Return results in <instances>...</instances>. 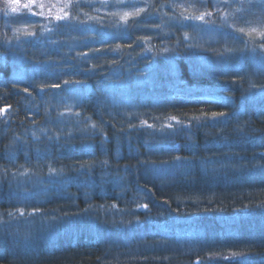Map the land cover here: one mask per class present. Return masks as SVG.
Segmentation results:
<instances>
[{"label": "trees", "instance_id": "1", "mask_svg": "<svg viewBox=\"0 0 264 264\" xmlns=\"http://www.w3.org/2000/svg\"><path fill=\"white\" fill-rule=\"evenodd\" d=\"M161 2L192 1L149 0L157 12L148 13L159 18L143 13L127 27L109 15L124 9L110 6V19L93 37L75 26L25 42L22 49L0 43V108L11 106L10 118H0V173L8 169L0 175V214L38 207L43 217L0 224V264H230L220 257L231 252H243L245 264H264V210L258 207L264 168L256 167L264 165V65L250 51L223 57L211 51L224 50L220 32H211L207 42L196 38L199 48L182 43L169 60L143 54L149 45L137 46L142 37L161 46L153 34L161 23L172 33L169 47L183 32L193 34L169 22L173 11ZM23 19L8 22L16 28ZM34 67L40 70L37 85L61 87L17 94L28 87ZM22 71L25 80L19 81ZM202 112L227 117L161 132L168 116L187 121ZM142 120L154 128H139ZM91 123L100 131L94 133ZM176 156L186 159L168 169L164 162L171 165ZM103 160L107 167L100 166ZM84 162L97 166L80 174ZM49 164L64 175L49 182ZM21 165L35 166L26 178L32 188H25L32 197H20V180L26 179L12 175ZM153 166L166 170L155 173Z\"/></svg>", "mask_w": 264, "mask_h": 264}, {"label": "snow or ice", "instance_id": "2", "mask_svg": "<svg viewBox=\"0 0 264 264\" xmlns=\"http://www.w3.org/2000/svg\"><path fill=\"white\" fill-rule=\"evenodd\" d=\"M197 2L201 5V9L196 8L195 2H187V3H172L168 5H161V8H169L173 11V15L168 17V21L172 24L180 28L190 27L193 29V34H189V32H183L181 37L176 38V43L174 46L169 47L166 43L167 37L171 36L172 33L167 31V26L163 23L156 26L157 30H154L153 34L161 39V46L155 47L151 45L150 41L152 39L149 37H142L140 43H138V47L143 46L144 44H148L149 46L145 48L143 54H147L148 52H152L154 57H161L164 60H169L172 57V54L177 51L180 45L183 43L186 49H194L199 48L200 45L197 43H193L194 40L201 33L204 32H220L225 41V47L223 51H219L217 49H211L218 56H225L228 53L232 52H252L253 54H258L260 56V62L264 65V0H214L213 9L214 11H209L207 9L205 0H197ZM6 4L5 14H8V9H10L11 13H26L25 21L20 27L12 28L10 24H5V27L8 28L12 32L11 38L4 33L0 35V43L5 45H12L16 43L17 45L22 44L24 42H29L33 40H39L41 37H44L45 34H52L54 32L60 31L62 29H71L75 26H84L90 23H95L97 25L106 26L102 17L99 15H91L89 13H82V5L80 0H76L73 3V0H26V2L21 3L20 0H4ZM100 3L103 7H115L117 9H131V11H116L111 12L109 15L118 16L121 21L124 22L125 27H127V22L130 18H133V23L137 24L134 18L139 17L141 13H147L149 17H152V13H148V9L151 8L153 12H157L155 4H144L141 6L139 3H136L135 0H116V3L109 5V0H100ZM235 5V7H234ZM87 6L90 8H94V10L99 13L100 9L95 8L94 3L89 2ZM179 9V11H177ZM224 9H229L230 11H224ZM219 14L220 23L217 24L216 20L213 18ZM81 15L84 16V19H81ZM41 17L45 21L40 24L39 33L37 34L35 25L40 23L39 21H33L31 17ZM159 18V14L156 17ZM51 25V27L49 26ZM119 26V25H118ZM170 26V25H169ZM229 37H231V46H229ZM50 43H57L54 40H50ZM107 43L108 41H103ZM238 44H243V48L238 47ZM155 48V51H154ZM101 49H94L93 52H100ZM113 53H118V49H110ZM87 56V54H84ZM38 68L31 69V77L27 79L28 87H24L22 89L17 90V94L29 93V87H39L40 91H44L46 87L59 88L61 85L59 83H53L48 85L47 83H43L40 85L36 84V77L39 73ZM25 80V73L22 71L19 77V81ZM18 81V82H19ZM80 83V81H69L64 80V85ZM235 83V81H233ZM255 83H250V89L256 88ZM31 94L29 93V96ZM10 105H6L0 108V116H3L4 120H8L10 118L11 113L9 112ZM264 114V113H262ZM63 115V113H61ZM75 115L79 116V113H75ZM220 117H227V113L225 112H211L209 117L208 113L202 112L200 116H192L191 119L185 121L180 120L177 116H168L165 118L166 123L161 124V132L165 129H172L173 132L176 131H186L189 130L193 122L197 126H207L208 121H216ZM156 120H160L159 117L154 118ZM174 122V123H173ZM131 127H137L132 125ZM139 128H154L153 124H149L147 120H142L140 122ZM90 128L94 133L99 132L100 130L97 128L95 123L90 124ZM43 131V130H42ZM32 137L34 140H39V136L36 135L35 132L32 133ZM51 140L52 138L49 137ZM57 139L59 137L57 136ZM182 158L180 156H176L171 165H168L167 162H164V165L170 169L175 167L176 161H181ZM26 160L30 163V158L26 156ZM10 163H14V156L10 154ZM101 167H107L109 162L107 160L100 161ZM144 163V162H141ZM96 163H81L79 169L77 171L80 174H84L85 172L91 173V171L96 167ZM33 167H26L25 165H21L17 168L16 173L12 175L29 177L33 174ZM48 176L50 178L49 182H53L52 178H60L64 175V169H57L53 167L51 164L48 166ZM256 167L264 168V165H257ZM155 173H159L161 171L166 170L164 167L156 168L153 166L151 169ZM8 174V169H3V172L0 175L6 176ZM140 208L147 209V204L139 205ZM262 210H264V202L258 205ZM36 217L41 216V209L38 207L32 208L31 212H25L24 208H16L15 211H8L6 213L0 214V224H8L11 223L13 219L19 218H27V217ZM7 217V219H5ZM43 218V217H42ZM55 219V218H53ZM24 238L28 239L29 234L24 233ZM213 258L212 256L209 257ZM220 258L229 260L230 264H245V260L247 259L246 255L243 252H231L230 256H221ZM145 259H147L145 257ZM167 259V258H165ZM199 264V261H197Z\"/></svg>", "mask_w": 264, "mask_h": 264}, {"label": "rangeland", "instance_id": "3", "mask_svg": "<svg viewBox=\"0 0 264 264\" xmlns=\"http://www.w3.org/2000/svg\"><path fill=\"white\" fill-rule=\"evenodd\" d=\"M74 1V0H73ZM162 1V0H161ZM192 2H195L194 0H191ZM20 2L21 3H24V2H26V0H20ZM89 2H92V3H94V5H96V7L95 8H99L100 9V11H99V13H97L95 10H94V8L93 9H91V13H89V14H91V15H99L100 17H102L103 18V20H104V22H105V25H106V22H107V20H109L110 19V17L109 16H107L106 14H107V11H109V10H107L106 8H104L103 6H102V4L100 3V0H80V3L82 4V3H84V4H87V3H89ZM135 2L136 3H139L141 6H143L144 4H148V2H149V0H135ZM213 2H214V0H205V3H206V6L208 7H210V10L209 11H214V9H213ZM74 3V2H73ZM114 4V3H116V0H109V4ZM198 3V2H197ZM163 4V2H161V5ZM200 5V4H199ZM201 7V6H200ZM234 7H235V5H234ZM5 9H6V4L4 3V0H0V19H2V21L3 22H5V24H10L8 21H9V18H11V17H21V18H24L23 20L25 21V17H26V13H24V12H21V13H11L10 12V9H8L7 11H8V14L6 15L5 14ZM127 10H129V11H131V9H124V11H127ZM224 11H230L229 9H224ZM82 13H86V12H82ZM143 13H141V15H142ZM165 13H163V15H164ZM140 15V16H141ZM218 17H219V14H216V16H214V19L216 20V22H218ZM31 19L33 20V21H39L40 23H37L36 24V26H35V28L33 29V30H37L38 29V31H39V28H40V24H42V23H44L45 21L43 20V18H41V17H31ZM81 19H84V16L83 15H81ZM220 21V20H219ZM50 27H51V25H49ZM79 28H81V30H83V31H85L84 33H86V34H88L90 37H93V34H95V33H97V32H101L104 28H103V26H101V25H97V24H95V23H90V24H88V25H84V26H78ZM13 28V27H12ZM74 28V27H73ZM3 31H1V33L2 34H4V33H7V35L9 36V38H11V36H12V33H11V31L8 29V28H6L5 27V25H4V23H3V29H2ZM211 32H204V33H201L200 34V36H198L197 37V39H201L203 42L205 41V42H207L206 40H210V39H212V36L210 37L209 36V34H210ZM85 39H86V37H83V40L85 41ZM77 43H79V39L76 41ZM3 44V43H2ZM13 45V47L15 48V49H17V48H19V49H22L23 47H25V45H27V43H22V44H19V45H17L16 43H13L12 44ZM3 46H5V47H8V45H5V44H3ZM18 58V57H17ZM20 60H22L21 58H18V61H20ZM0 118H3V116H0ZM4 119V118H3ZM45 169H46V174L48 173V167L46 166V167H44ZM19 177H21L22 179H26L27 177H22V176H19ZM47 177V176H46ZM20 180V179H19ZM27 181H28V179H26V181H24V182H22L21 180H20V183H21V185L23 186V190H22V192H21V195H20V197H23V196H25V195H27V194H30V193H32V191L29 193V192H27L26 191V187H30V188H32V182L30 183V181L27 183ZM27 183V184H26ZM26 184V185H25ZM30 188H28V189H30ZM33 194L34 193H32V194H30L29 196L30 197H32L33 196ZM29 196H27V197H29ZM21 208H23V207H21Z\"/></svg>", "mask_w": 264, "mask_h": 264}]
</instances>
